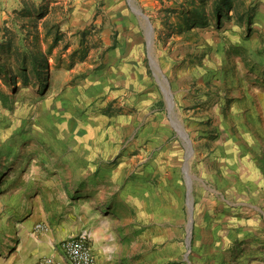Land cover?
<instances>
[{
    "label": "rangeland",
    "instance_id": "obj_1",
    "mask_svg": "<svg viewBox=\"0 0 264 264\" xmlns=\"http://www.w3.org/2000/svg\"><path fill=\"white\" fill-rule=\"evenodd\" d=\"M132 1L0 0V264H264V0Z\"/></svg>",
    "mask_w": 264,
    "mask_h": 264
},
{
    "label": "built area",
    "instance_id": "obj_2",
    "mask_svg": "<svg viewBox=\"0 0 264 264\" xmlns=\"http://www.w3.org/2000/svg\"><path fill=\"white\" fill-rule=\"evenodd\" d=\"M39 230V227L36 228ZM92 234L89 230H83L74 236L64 238L53 245L68 264H97L96 257L91 246ZM34 264H65L62 260L50 257H41Z\"/></svg>",
    "mask_w": 264,
    "mask_h": 264
},
{
    "label": "crops",
    "instance_id": "obj_3",
    "mask_svg": "<svg viewBox=\"0 0 264 264\" xmlns=\"http://www.w3.org/2000/svg\"><path fill=\"white\" fill-rule=\"evenodd\" d=\"M91 233H92L91 246L93 248V251L96 257V263L97 264H122L118 260H116L117 252L114 250V248H112V246L109 245L108 243L103 242L104 237L101 236L99 229L94 228L91 230ZM63 238L64 236L58 237L56 240L59 241L58 239H63ZM110 238L113 239L112 237ZM43 251L44 253L36 252L37 254H35L34 256L31 255L32 259L29 255H26L25 257L21 258V261H19V264L34 263L35 261H37L40 255H51L57 259L62 260L65 264H68L67 260L64 259L57 251H55L52 246L51 248L49 247L45 248Z\"/></svg>",
    "mask_w": 264,
    "mask_h": 264
},
{
    "label": "water",
    "instance_id": "obj_4",
    "mask_svg": "<svg viewBox=\"0 0 264 264\" xmlns=\"http://www.w3.org/2000/svg\"><path fill=\"white\" fill-rule=\"evenodd\" d=\"M129 2H130V5H131L133 12L139 16H142L143 19L148 23L146 16H144L142 14L141 10L136 5H134L133 1L129 0ZM148 25H149V43H150L151 42V27H150L149 23H148ZM169 103H170V99H169ZM178 132L183 137V139H185V141L187 143V146H188L187 154L189 157L192 152L190 149V144H189V140L187 138V135L182 131V129H179ZM185 169H187L186 164H185ZM187 189H188V211H189V215H190V218H189V236H190V230L192 228V210H193V208H192V200H191V184L189 182V179H188ZM189 239H190V237H189ZM189 239H188V245H189Z\"/></svg>",
    "mask_w": 264,
    "mask_h": 264
},
{
    "label": "trees",
    "instance_id": "obj_5",
    "mask_svg": "<svg viewBox=\"0 0 264 264\" xmlns=\"http://www.w3.org/2000/svg\"><path fill=\"white\" fill-rule=\"evenodd\" d=\"M2 71L6 73V68H5V66H2Z\"/></svg>",
    "mask_w": 264,
    "mask_h": 264
}]
</instances>
